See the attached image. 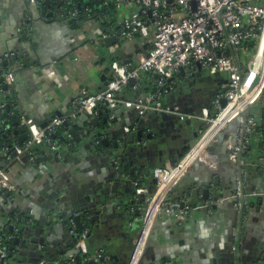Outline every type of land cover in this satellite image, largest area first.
Returning <instances> with one entry per match:
<instances>
[{
  "label": "crops",
  "instance_id": "obj_1",
  "mask_svg": "<svg viewBox=\"0 0 264 264\" xmlns=\"http://www.w3.org/2000/svg\"><path fill=\"white\" fill-rule=\"evenodd\" d=\"M63 10L65 9L61 4L42 10L30 0H0V73L5 71V67L12 66L15 75V82L11 88L5 83L3 85L0 83V117L7 107L11 117V122L0 120V136L10 147L24 144L29 138L28 128L21 119L23 116L45 127L54 117L67 114L72 102L83 93L95 94L106 87L111 79L110 60L113 57L121 55L135 65L140 57L146 56L150 51L151 42L147 38L138 36L132 41H127L119 40L115 33L112 34L114 28L120 26L124 18L136 11L135 7L116 8L107 16L96 13L87 20L75 24L63 14L61 21H66L72 28L63 26L57 20V14ZM42 12L45 14L44 17L51 12H54V15L51 18L46 17V21H43ZM31 30L34 34L32 32L29 37L26 36V32ZM20 31L21 35L18 34ZM105 35L113 39L110 45L103 41ZM114 49L117 52H112ZM10 53L21 54L28 62L26 65L17 66L14 60L8 59ZM206 72L200 64H196L192 69H183L172 80L176 85L173 90H176L174 92L177 94L178 102L186 98L187 94H189L187 97L192 96L189 100H195V104L184 106L185 109L196 110V117L187 119L193 120L192 125L201 121L202 110L198 108L199 102H207L209 96L215 94L216 98L227 85L226 75L218 74L211 77ZM148 78L146 75L143 80ZM148 80L147 85L142 81L137 88L134 87L136 82L133 80L119 96L121 102L114 112L107 107L98 110L95 118L101 126H105L103 120L107 119V132L111 133L110 136L104 135L109 138V146L99 144L103 152L114 151V142H119L121 133L125 132L124 128L125 130L129 128L130 131H126V135L124 134L121 139L134 137L135 142L130 147L140 150L135 129L142 118L135 110L126 108L123 103L147 96L150 93L148 88L153 83L152 79ZM189 100L186 99L185 103ZM168 101L171 105L177 103L172 98ZM249 112L259 116L260 124H264V95ZM71 129L77 133L83 130L73 124L67 129L61 128L59 131L61 137L75 148L71 150L68 147L69 149L63 150L61 158L54 157L48 148H37L39 150L35 160L25 156L20 162L6 166L15 192L8 196L9 192L0 188V236L7 232L10 225L15 227V231H20L24 226L18 225L17 218L21 215L20 212H29L30 216L37 210L40 216L38 220L35 218L30 220L31 224L28 226L30 228L28 234H31V239L28 240L30 243L17 246L13 244V236H10L9 247L14 249L9 250L10 253L16 254L18 250L27 251L26 264H34L33 257H38L39 252L44 253L46 250L55 252L58 257L55 259L58 260H63L65 256L75 252L77 245L74 237L79 232H76L79 227L69 218V212L73 209L84 210L80 216L83 215L82 224L90 231L87 242L94 248V254L101 251L102 247L93 243L91 220L94 225L100 223V235L107 242L111 239L113 243L120 244L119 246L126 243V250L121 251V247L117 248L118 251L114 255L116 257H122L123 252L124 255L128 253L131 257L139 237L142 218L138 217L140 214L136 212L135 202L137 203L139 198L145 200L149 195L150 186L147 179L153 175V170L150 168L146 176V169L130 165L127 166L128 169H123L124 174L119 177L105 153L98 156L99 153L94 152V149L84 148L89 141L83 140L78 147L72 138ZM153 130L159 135L156 128ZM153 143L156 142L146 141V145ZM169 143L172 144L173 141L167 139L166 144ZM252 147L245 176L246 189L251 195L248 199L250 204L242 225L238 253H232L231 250L234 244V231L239 228L240 214L225 203L220 206L219 211L213 208L194 210L183 223L162 212L153 228L144 264H257L264 261V174L259 170L263 164L261 158L264 145L259 136L253 137ZM111 158L113 160V155ZM206 168L202 164H195L191 172L179 182L174 192L180 200L195 188L199 190L195 202H198V205L205 203L201 191L206 188L205 185L208 186L210 178L208 173L212 172ZM231 170L226 171L224 176H228V180H231ZM142 176L146 182V187H142L147 189V194L131 195L136 190L134 179ZM117 179L121 185L115 196L113 189ZM220 182L219 186L224 193L229 192L233 182L222 180ZM212 187L214 184L211 185L210 194L213 192ZM252 191L256 194H251ZM130 197L132 201L128 202ZM73 222L76 227L72 226ZM41 239L45 245L37 244V252H29L30 244L33 242L36 244ZM4 243L2 241V244ZM106 255L111 258L109 263L107 262L109 258L106 257V263H121L114 261L112 255L108 253ZM69 258L68 263L73 264L76 256L72 255Z\"/></svg>",
  "mask_w": 264,
  "mask_h": 264
},
{
  "label": "built area",
  "instance_id": "obj_2",
  "mask_svg": "<svg viewBox=\"0 0 264 264\" xmlns=\"http://www.w3.org/2000/svg\"><path fill=\"white\" fill-rule=\"evenodd\" d=\"M30 2L41 7L42 0ZM115 5L117 8H139L141 13L132 12L122 20L118 31L119 37L132 41L136 36H142L149 39L152 48L146 56L140 57L135 65L121 55L113 57L110 60L111 79L106 87L95 94L83 93L72 102L67 114L54 117L45 127L23 116L21 119L28 128L29 138L24 144L12 147L11 152L8 149L3 150L4 167L0 168V188L7 192L15 191L6 166L20 162L25 156L35 160L37 152L34 150L41 146L61 158L64 144L56 138L65 122L78 119L82 115L96 116L101 107L116 109L121 102L118 95L133 80L136 82L134 87H140L142 78L147 74L160 79L158 90L147 94L145 98L128 100L123 104L127 108H135L141 118L150 111L178 112L179 107L163 108L164 98L174 88L173 85L166 86L165 81H172L183 69H192L196 64H200L210 74L226 75L228 90L216 96L212 102V110L203 109L201 120L209 126L201 132L200 138L190 151L174 168L154 170L158 187L154 196H147L145 199L146 208L142 216L141 231L126 264H141L157 218L162 212L183 223L191 212L198 208L209 210L228 202H233V208L240 214L239 228L234 231L232 246V251L238 253L242 225L251 196L246 189L248 161L244 156L252 136L261 125L258 118L250 114L249 110L264 95V65L260 67L257 75H253V69L261 64L262 59L264 62V0H115ZM63 12L69 20L78 17L77 11ZM107 37L105 35V38ZM254 47H257L256 54H252ZM112 52L117 51L114 49ZM259 55L261 58L257 64ZM7 57L9 60H16V64L20 61L18 53H10ZM0 80L11 88L15 82L12 69L1 72ZM254 81L257 93L255 86L252 94L246 93V88H250ZM251 96L254 97L250 98ZM223 99L227 100L225 107L221 104ZM213 110L217 113L214 114ZM180 118L185 120L195 117L180 114ZM237 120L239 124L237 129L230 131L227 140L223 142L227 148L231 168L236 172L235 194L217 201L210 199L197 208L190 205L182 207L183 202L187 204L184 200H172L171 196H176L175 187L191 172L195 164H202L211 171L219 169L220 157L217 153L211 152L210 148L218 142L221 134L236 124ZM126 131L129 132L130 129L126 128ZM261 161L263 164L259 170L264 174V158H261ZM143 194H147V189L139 186L137 195ZM72 226L76 227L74 222ZM86 237L87 233L84 232L77 246L83 255L88 254ZM2 245L0 239V262L9 257ZM94 257L97 260L96 264H108L100 262V259L105 257L103 251L96 252Z\"/></svg>",
  "mask_w": 264,
  "mask_h": 264
},
{
  "label": "water",
  "instance_id": "obj_3",
  "mask_svg": "<svg viewBox=\"0 0 264 264\" xmlns=\"http://www.w3.org/2000/svg\"><path fill=\"white\" fill-rule=\"evenodd\" d=\"M61 4V1H59V5ZM66 14L65 12H59L57 14V20H59L61 24H63V26H68V23H66V21H61L62 20V15ZM44 13L42 12L41 16L44 17ZM54 12L48 13L46 14V16L43 18V21H46V17L47 18H51L53 17ZM72 28V27H69ZM32 30L29 32H26V36L29 37L30 34H32ZM36 33V32H35ZM18 34H22V31L19 32ZM34 34V32H33ZM103 41L107 44L110 45L111 42L113 41L112 38H104ZM21 55V54H20ZM22 56V55H21ZM20 59H22V61H18L17 66L18 65H26V63L28 62V60H24L23 56L19 57ZM19 59V60H20ZM6 64V63H5ZM202 68V67H201ZM209 76L211 77H216L218 76V74H210L208 71L206 72ZM228 78V77H227ZM133 83V81H132ZM228 90L227 87H225L220 93H225ZM176 90L170 91L168 95L170 96H166L163 100V108L166 107H170L171 109H174L175 107H179V111L176 113H167V112H154V111H150L146 114V116L142 119H139V123L137 128L135 129L136 131V135H137V139H138V144L139 149L137 148H131L130 145L133 144L135 142V138L132 136H129L126 140L121 139L122 136L125 134L126 130L124 128V133H121V138L119 139V142H114V151L112 152H108L105 153L103 152L100 147L99 144H104L106 146L110 145V141L109 138H106L104 135L108 134L109 136L111 135V133L107 132V119L103 120V123L105 124V126H101L98 119L95 118V116H88V115H82L80 116L78 119L72 120L70 122H65L63 124L64 128H69L71 124H73L74 126H79L80 128H82L83 130L80 133L75 132L74 130H70L71 135L73 140L76 142V145L79 147L80 144L83 142V140H87L89 142H87V144L84 145V148L86 149H94V152H98V156H101L100 154L105 153V155L109 158V160L111 161L114 170L116 171V173L122 177L124 172L123 169L126 168L127 166L130 165H135V166H140L141 168L146 169L145 171V175L148 176L149 174V169L151 168L153 170V175H151L147 181L149 182V195L150 197L154 196L158 187V182L157 180L154 178V170L156 168H168V169H172L176 166V164L181 160L182 156L184 155L185 151L187 149L192 148V141L193 140H198L200 138V134L202 132V130L205 128H207L209 125L206 123H200L198 125V127L196 128L195 125H192V121L193 120H182L180 118V114L181 115H191V116H195L196 117V110L192 109V110H188L185 109L184 106H188L189 104H195V100H189V98L192 96L187 97L189 94L185 95L186 98H182V101L178 102L177 98H176V93L174 92ZM172 93V94H170ZM122 95V92L118 95L119 96ZM216 95V94H215ZM215 95L209 96L210 98L207 100V102H199V106L198 108L203 111L204 108H208L212 110V102L215 98ZM140 98H145L143 97H139ZM172 98L174 99L177 103H175V105H171V103H169L168 99ZM186 99H188L189 101L185 103ZM131 100H135V99H131ZM222 107H225L227 105V100L223 99L222 102ZM125 106V104H123ZM126 107V106H125ZM127 108V107H126ZM8 109V107H7ZM128 109H133L136 111L135 108H128ZM112 112H114L116 109H111ZM214 114L217 113L216 110L212 111ZM14 120L16 121V118H14ZM161 121H163V123L161 124ZM90 124L92 125L91 127H88L87 125ZM238 120L236 121V124L231 126L229 128L228 131L224 132L223 134L220 135L219 140L217 143H215L211 148L210 151L217 153L220 157V164H219V169L217 171H212L208 173V176H210L209 181H208V186H206V188L204 190L201 191V193L203 194V199H205L206 201L210 200V198L214 201H217L218 199H222V198H230L232 197L235 192L237 191V180H236V172L234 170H231V164L228 160V154H227V148L224 145V141L227 140L229 132L236 130L238 127ZM132 126V125H131ZM132 128H134L132 126ZM153 128H156L159 131V135L157 133L154 132ZM152 131H149L151 130ZM148 130V131H147ZM107 132V133H106ZM144 132H147V134L145 135ZM126 135V134H125ZM124 135V136H125ZM162 136V138H161ZM3 138L7 139L6 136H3ZM63 142H64V149H69L68 147L71 148V150L75 149L74 147L70 146V144L68 143V141L64 138ZM169 139L171 141H173L172 144H166V140ZM22 140V138H21ZM155 141L156 143L153 144H149L146 145V141ZM126 141V143L123 144V142ZM122 148H121V146ZM40 148H46V147H38ZM37 149V150H39ZM48 150V149H47ZM54 157L55 154L53 152H50ZM113 155V160L111 158V156ZM57 158V157H56ZM142 161V163H141ZM145 161H147V163H145ZM1 167H4V163L0 164ZM198 169V168H197ZM204 169V168H203ZM207 169V168H206ZM205 170V169H204ZM231 170V176L230 179L228 180V176H226V171ZM225 171V174H224ZM133 172V171H132ZM10 177V175H9ZM223 177V178H222ZM222 178V179H221ZM220 180H222L223 182H228L231 181L233 182L229 192H225L222 190V188H220ZM138 181L136 179H134L133 183H135L136 185V190L135 193L137 194V189H138V185L139 183H137ZM214 184V187H212V195L210 194V188L211 185ZM14 185V184H13ZM120 181L115 180V184H114V189H113V194L116 196V194L118 193V187L120 186ZM200 186L203 187V184L200 183ZM214 188V189H213ZM15 192V191H14ZM14 192H9L7 195L10 196L12 195V193ZM199 193V190H196L195 188L188 192L186 196L182 197L184 201H187V204L185 202H183V206L185 207L186 205H190L193 208H197L199 207L198 202H195V196L196 194ZM188 198L190 199V201L188 202ZM192 198V199H191ZM127 201H123V203H126ZM129 202V200H128ZM47 204L50 205V203L48 202ZM227 204H229L231 206V208H233V202H228ZM198 205V206H197ZM37 209V208H36ZM215 211H219L220 206H214ZM198 210H200V208H198ZM84 211V210H83ZM82 210H78V209H73L71 212H69V218L73 219L75 221V223L78 225L79 229H78V233H76L75 235V240H76V245L78 246V243L80 242L81 235L86 232V228L85 226L82 224V220L81 218L83 217V215L80 216V214L83 213ZM29 212H20V216L17 218L18 221V225L19 224H23L24 226L20 229V231H15V227L13 225H10L7 232L5 234H3L1 237L3 238L4 243V249H9L10 251H13V248L9 247V244L11 243V238L10 236H13V244L17 245V246H23L26 242H29L28 240L31 239V234H28V231L30 228H28V226L31 224L30 220H32L31 218H35V219H39V214L37 212V210H34L31 213V217L28 215ZM94 213V212H91ZM187 221V220H186ZM185 221V222H186ZM91 224H93L91 226V235L94 236L93 239V243L97 246H101L102 248L100 249L101 251L104 252V254H110L112 255V259L116 262H121L120 264H125L127 259L130 258L129 254L126 253L124 255H121L122 257L118 256H114L115 253H117V248L121 247L122 250L124 251L126 250L127 246L126 243L122 246H119L118 243L116 242H112L111 239H109V241L107 242L106 240H104L100 233H101V229H100V223L98 222L97 225H94L93 220H91ZM236 224V223H235ZM234 224V225H235ZM39 231V230H38ZM33 233V232H31ZM88 239V235L85 239V243L87 245V250H88V254L87 255H83L81 253V250L77 247V249H75L73 253H70L68 256H65V258L63 260H58L55 258H58L55 252H52L51 250H46V252H39V254H37L38 257L32 259V261L34 262V264H70L69 262V257L72 255H75V261L73 262V264H96L97 260L94 257V253L93 250L94 248L92 246H90L87 242ZM95 240V241H94ZM107 242V243H106ZM30 243V242H29ZM44 240L41 239L39 242H36V244L33 242L32 244H30V246L28 247L29 252L32 251L33 252H37V244L44 246ZM147 252V251H146ZM28 256L27 251L25 250H18L16 254L14 253H10L9 257L7 258V260L1 261L0 264H26L27 260L26 257ZM32 257V255H31ZM145 257L146 254L141 262V264H144L145 262ZM52 260V262H50ZM264 260V257H263ZM105 261V257L100 259V262H104ZM129 261V260H128ZM125 262V263H124ZM72 264V263H71Z\"/></svg>",
  "mask_w": 264,
  "mask_h": 264
},
{
  "label": "trees",
  "instance_id": "obj_4",
  "mask_svg": "<svg viewBox=\"0 0 264 264\" xmlns=\"http://www.w3.org/2000/svg\"><path fill=\"white\" fill-rule=\"evenodd\" d=\"M59 1H61V6L66 11H68V12L77 11L78 12V17L71 20L72 23H74V24L77 23V22H82L84 20H87L89 17H92L96 13L103 14V15L107 16V14L113 13L114 10L117 8V6L115 5V0H42L40 8L42 10H45V9L50 8L51 6L52 7H58ZM136 11H137V13L141 14L139 8H136ZM145 16H146V18H149L147 15H145ZM120 26L115 27L113 32H112V34L117 31L115 33L116 34V38L117 39L119 38V40H124L121 37H119V35H118V31H119ZM137 37L138 36H136V38ZM151 48H152V46L150 45V49ZM14 61H16V60H14ZM9 69H11V66L5 67V71H7ZM147 76H149L148 79H150V80L152 79V81H153L151 86L150 87L148 86L149 87L148 90H149L150 93H155L158 90V88H159L160 79H158V77L156 78L155 75H152V74H147ZM148 79L143 80V78H142L141 82L144 81V85L145 84L147 85L148 81H149ZM0 83H3V80H0ZM165 83H166V86L173 85L174 87H176V85L170 80L169 81H165ZM1 119L6 120V121L9 120V122H11L10 111L8 109L5 110L4 113H2V115L0 117V120ZM204 130H205V128L202 131H204ZM254 136H259L262 139V142H263V145H264V124H262L260 127L257 128L256 133H255ZM254 136H252V137H254ZM56 139L60 140V142H62L64 144L60 133H59V135L57 136ZM252 140H253V138H252ZM252 140H251V143L248 145V149L246 150V155L244 156L247 161H249V157H250V154H251V151H252V148H253L252 147ZM196 142H197V139L194 142V144ZM4 149H8V151L11 152L12 151V146L10 147L9 144L5 143V141L0 136V164H1L2 160H3L2 157H3V150ZM190 149H187L182 157H184L190 151ZM34 152H38V150L35 149ZM262 155H263L262 158H264V149H263ZM0 168H2L1 165H0ZM127 175L130 176L129 173H127ZM135 179L138 181L137 183H139L140 187H142V186L146 187V182H145V177L144 176L137 177ZM131 195L135 196L136 195L135 191H133ZM171 199L172 200H176V199L179 200L180 198L176 195V196H171ZM131 201L132 200H131V197H130L129 198V202H131ZM135 204H136V212H138L140 214V216H138V217L141 219L142 216H143L144 210L146 208V203H145L144 198H142V199L139 198V200H137V203L135 202ZM76 232H78V231H76ZM0 239H1V241H3V238L1 236H0ZM2 247L4 249V244L2 245ZM4 250H6L8 255H10L9 249H4ZM104 255H106V254H104ZM105 257H108V255H106ZM104 262H106V261H104ZM107 262L111 263V258H109V260ZM263 263H264V261L261 262V263H257V264H263Z\"/></svg>",
  "mask_w": 264,
  "mask_h": 264
},
{
  "label": "bare ground",
  "instance_id": "obj_5",
  "mask_svg": "<svg viewBox=\"0 0 264 264\" xmlns=\"http://www.w3.org/2000/svg\"><path fill=\"white\" fill-rule=\"evenodd\" d=\"M260 58H261V56L259 55V56L257 57V61H256L257 64L259 63ZM263 65H264V62H263V59H262L261 64H258V66H257L255 69H253V75H257V73H258L260 67H261V66L263 67ZM255 82H256V81L253 82V84L251 85L250 88H249V87L246 88V90H245L246 93H248V94H252V93L254 92V90H253V86H255ZM255 87H256V93H257V85H256ZM252 97H254V96H251L250 98H252Z\"/></svg>",
  "mask_w": 264,
  "mask_h": 264
},
{
  "label": "rangeland",
  "instance_id": "obj_6",
  "mask_svg": "<svg viewBox=\"0 0 264 264\" xmlns=\"http://www.w3.org/2000/svg\"><path fill=\"white\" fill-rule=\"evenodd\" d=\"M257 53V47H254L253 48V50H252V54H256ZM253 107L254 106H252L250 109L252 110L253 109ZM252 113H253V111H252ZM255 116L258 118L259 116H257L256 114H255ZM204 121H199L198 123H195V127L197 128L198 127V125L200 124V123H203ZM205 123V122H204ZM197 124V125H196ZM196 140H193L192 141V146L194 145V142H195Z\"/></svg>",
  "mask_w": 264,
  "mask_h": 264
},
{
  "label": "flooded vegetation",
  "instance_id": "obj_7",
  "mask_svg": "<svg viewBox=\"0 0 264 264\" xmlns=\"http://www.w3.org/2000/svg\"><path fill=\"white\" fill-rule=\"evenodd\" d=\"M4 83H2V85H3ZM119 176V175H118ZM120 177V176H119ZM136 207V206H135ZM76 231H78V228L76 229ZM86 233H87V235H89V233H90V231L88 230V229H86ZM233 238H234V236H233ZM232 251V250H231ZM232 253H234L233 251H232ZM238 258V260L239 261H241L240 260V258L239 257H237Z\"/></svg>",
  "mask_w": 264,
  "mask_h": 264
}]
</instances>
